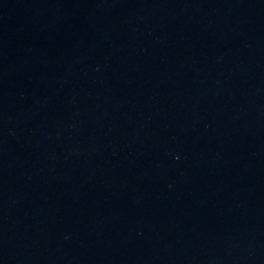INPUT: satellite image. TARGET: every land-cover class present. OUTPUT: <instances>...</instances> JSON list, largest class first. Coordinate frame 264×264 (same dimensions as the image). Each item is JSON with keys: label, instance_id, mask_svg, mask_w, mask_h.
<instances>
[{"label": "water", "instance_id": "water-1", "mask_svg": "<svg viewBox=\"0 0 264 264\" xmlns=\"http://www.w3.org/2000/svg\"><path fill=\"white\" fill-rule=\"evenodd\" d=\"M0 264H264V0H0Z\"/></svg>", "mask_w": 264, "mask_h": 264}]
</instances>
